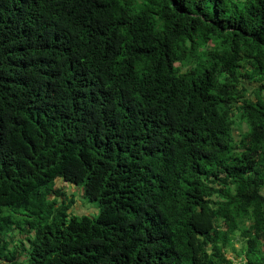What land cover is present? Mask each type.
<instances>
[{"label":"trees","instance_id":"16d2710c","mask_svg":"<svg viewBox=\"0 0 264 264\" xmlns=\"http://www.w3.org/2000/svg\"><path fill=\"white\" fill-rule=\"evenodd\" d=\"M228 252L264 264V0H0V264Z\"/></svg>","mask_w":264,"mask_h":264},{"label":"rangeland","instance_id":"374dc122","mask_svg":"<svg viewBox=\"0 0 264 264\" xmlns=\"http://www.w3.org/2000/svg\"><path fill=\"white\" fill-rule=\"evenodd\" d=\"M60 186V189L68 196H74L75 202L72 209L74 208L77 213H84L85 215L89 216H97L98 209L96 204L93 202H89L86 197L83 196V191L80 186H75L72 184L64 183L63 181H57L56 187ZM61 197H59L60 200ZM52 199V197H51ZM82 206H81V205ZM84 208V210H83ZM241 245L239 243L235 244L236 252H240ZM230 260L232 259L233 264H243L245 262L244 254L237 255L236 253L233 255L232 253L228 252L226 255Z\"/></svg>","mask_w":264,"mask_h":264}]
</instances>
